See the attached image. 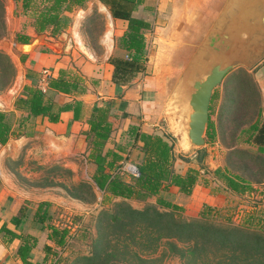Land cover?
<instances>
[{
    "label": "trees",
    "instance_id": "1",
    "mask_svg": "<svg viewBox=\"0 0 264 264\" xmlns=\"http://www.w3.org/2000/svg\"><path fill=\"white\" fill-rule=\"evenodd\" d=\"M20 1L24 12L28 13L29 26L35 35L48 33L57 36L70 26L69 14L83 8L89 0ZM99 1L108 8L114 18L128 22L126 33L117 39V47L127 52L128 58L110 60L113 66L112 81L118 86L127 85L143 70L146 53L145 35L151 33L153 27L150 22L133 16L143 0ZM4 10V0H0V36L5 30ZM30 39L25 34H17L15 42L28 44ZM242 74L247 77V83L248 80L250 83L249 75L244 71ZM14 77L15 69L11 61L7 55L0 52V92L10 85ZM82 86L80 78L65 70H61L57 78L48 80L49 89L67 95L84 93L85 88ZM237 91L244 103L250 102L256 108L254 101L251 100L256 95L253 89L244 88L242 84ZM52 105L53 101L34 87H24L14 103L15 110L26 114V120L34 121L35 118L41 117L50 123H57L60 120V113L70 109L75 120L79 117L81 109L79 102H75L72 107L64 105L58 111H54ZM212 106L213 96L209 117ZM123 117H127V114H122L121 118ZM119 119L118 114L113 113L108 104L95 106L87 122L88 129L80 132L84 138L85 158L89 164L95 165L92 177L95 187L109 197L121 201L116 203L112 210L100 213L97 223L98 236L92 241L100 252L95 256L78 258L77 261H81L79 264H162L163 259L171 256H179L188 261L196 256V252L205 249L202 247L215 244L224 249L237 246L226 251L230 254L216 258V264H243L245 259H248L246 264H264L262 234H255L239 227L215 225L208 220H185L180 213L181 207L163 199L157 200L156 204H148L141 210L129 206L126 200L144 202L171 186L176 187L179 193L189 196L196 185L199 170L203 169L205 173H210L206 163L209 153L206 148L198 150L194 159L199 168L179 174L173 168L176 155L168 134L160 130L145 133L136 126H130L125 138L128 143L121 144L112 139L118 128ZM27 124L17 125L12 114L0 112V146H4L10 139H18L24 135L32 136L34 125L29 122ZM244 132L249 134L246 141L254 142L258 150L264 153V120L261 118V110H258L257 118L249 128L241 130L240 134ZM214 142L215 131L209 119L205 144ZM108 144L113 148H108ZM134 150L138 152L137 162L134 164L138 172L137 177L130 175L126 170V173L120 170L126 157L130 158ZM214 175L223 183L220 185L225 192L242 196L246 192L256 191L250 181L240 176L230 175L226 171L221 172L220 169L215 170ZM66 190L69 196L79 200L89 199L92 202L95 199L90 184L82 183ZM49 206L48 202L39 203L34 214L35 221L41 225L39 229L48 232L47 242L43 246L45 256L42 261H32V252L37 243L35 237L17 234L8 228L7 224L0 228L3 244L18 242L14 256L21 264H49L50 255L59 256L58 251L65 250L70 245V240L77 237L71 232V226L64 224V228H60L51 222ZM29 212L26 206L19 208L11 223L19 227ZM178 243L182 246H178ZM216 248L219 251V248ZM59 261L60 258L51 264H57Z\"/></svg>",
    "mask_w": 264,
    "mask_h": 264
},
{
    "label": "rangeland",
    "instance_id": "2",
    "mask_svg": "<svg viewBox=\"0 0 264 264\" xmlns=\"http://www.w3.org/2000/svg\"><path fill=\"white\" fill-rule=\"evenodd\" d=\"M4 9L5 30L0 36V52L7 55L9 49L12 50L16 35L25 33L30 18L27 16L28 13L24 12L20 0H4ZM69 21L71 24L72 15L69 16ZM96 37L97 35L94 36L95 40ZM254 50L259 53V56L255 59L251 58L252 66H235L214 90L210 115L215 131L214 143L188 151L180 147L179 142L168 134L176 155L173 164L175 172L185 174L189 169H198L199 165L194 155L198 150L206 148L209 153L206 163L210 173H205L203 169L199 170L196 185L189 196L179 193L176 187L171 186L144 202L126 200L129 206L141 210L146 205L156 204L157 200L163 199L181 207L180 213L185 220H208L215 225L244 228L249 232L264 235V153L258 150L254 142L246 141L249 138L248 133L240 134L241 130H247L254 122L258 110H261V118L264 120V42L254 46ZM12 51H15L14 47ZM7 56L11 61L9 55ZM243 71L249 75L250 83L249 80L247 83V77L242 74ZM14 79L15 77L10 85L0 92V95L7 93ZM242 84L244 88L255 91L256 95L251 100L254 101L256 108L250 102L244 103L240 99L237 90ZM189 92L190 90L186 88L183 94L174 100L181 105L186 104ZM185 96L186 98L183 99ZM163 128L167 132L164 126ZM52 140L47 139L49 149L44 147L41 140L33 142L38 150L34 154L39 161L25 158L27 151L32 148L27 143L12 149L0 147V191L4 179L13 186L12 188L15 186L20 190L18 195L11 193L8 196L10 201H15L14 197H16V202L19 204L16 210L4 212L0 209V228L7 224L8 228L17 234L35 237L37 243L32 252V261H42L45 256L43 246L47 242L48 232L39 229L41 225L35 221L34 214L39 203L48 202L51 222L60 228H64V224L71 226V232L77 236L76 239L73 237L70 240L71 243L65 250L58 251L59 256L50 255L48 263H54L60 258L57 264H79L81 261H77L78 258L95 256L100 252V249L92 242L98 236L97 223L100 213L112 210L121 199L109 197L95 187L92 180L95 165L89 164L86 160L84 143L64 145ZM120 142L128 143L127 140ZM12 155L15 159L10 157ZM137 157L138 152L134 150L130 158L126 157L122 163L121 172L126 173L125 170L129 166H135ZM218 169L250 181L256 191L246 192L242 196L223 191L220 185L223 183L214 175V171ZM82 183L92 186L95 196L92 202L89 199L79 200L68 195L66 188ZM12 188L10 190L15 192ZM23 206L30 210L29 215L19 227H15L11 219ZM0 242L3 244L1 234ZM5 246L15 250L13 243ZM178 246L182 245L178 243ZM215 246L216 244L202 247L205 249L196 252V256L191 260L185 261L179 256H171L163 259L162 264H216V258L230 254L226 251L237 248V246H229L224 249L216 246L219 248L218 251ZM247 260L245 259L243 264H246Z\"/></svg>",
    "mask_w": 264,
    "mask_h": 264
},
{
    "label": "crops",
    "instance_id": "3",
    "mask_svg": "<svg viewBox=\"0 0 264 264\" xmlns=\"http://www.w3.org/2000/svg\"><path fill=\"white\" fill-rule=\"evenodd\" d=\"M228 1L143 0L133 13L134 17L150 22L153 27L151 33L145 35L143 70L127 85L120 86L112 81L113 66L110 60L128 58V53L117 47V39L126 33L128 22L114 18L99 0H89L83 8L76 9L71 14L70 26L60 35H35L32 28L26 25L23 34L31 38L29 43L14 42L11 48L13 50L14 47L15 51L9 49L11 55L6 53L11 58L16 75L7 93L0 95V112L12 114L17 125L31 123L34 134L10 139L2 148L12 149L27 143L32 148L25 158L39 161L34 154L38 151L33 143L35 141L41 140L48 149L47 139L64 145L83 144L84 138L80 132L88 129L87 122L93 108L106 104L120 118L112 136L115 142L125 140L130 126H136L145 133L160 130L173 136L172 129L178 128L174 117L176 107L186 108L185 103L181 105L174 100L184 92L178 95L177 84L212 19ZM61 70L80 78L85 92L67 95L49 89V78H57ZM24 87H34L44 92L46 98L53 101L54 111L79 102L81 109L78 119L75 120L70 109L60 113L57 123H50L41 117L34 121L26 120V114L14 107ZM122 114H127V117L121 118ZM169 116H172L170 122ZM107 147L113 148L111 144ZM10 157L15 159L14 155ZM1 186L0 209L4 212L16 210L19 205L16 197L15 201H10L8 196L11 193L18 195L19 188H12L5 179ZM13 244L16 250L18 242ZM15 250L0 242V264H21L15 259Z\"/></svg>",
    "mask_w": 264,
    "mask_h": 264
},
{
    "label": "water",
    "instance_id": "4",
    "mask_svg": "<svg viewBox=\"0 0 264 264\" xmlns=\"http://www.w3.org/2000/svg\"><path fill=\"white\" fill-rule=\"evenodd\" d=\"M260 42L264 0H229L212 19L177 84V93L190 90L186 108L177 106L174 115L178 128L172 135L180 147L194 151L205 145L214 90L235 66H252L251 58L259 56L254 46Z\"/></svg>",
    "mask_w": 264,
    "mask_h": 264
},
{
    "label": "built area",
    "instance_id": "5",
    "mask_svg": "<svg viewBox=\"0 0 264 264\" xmlns=\"http://www.w3.org/2000/svg\"><path fill=\"white\" fill-rule=\"evenodd\" d=\"M45 75L48 76V72L45 71ZM44 82H45V80H44ZM126 171H127L130 175H132V176H135V177L138 176L137 169H136V167H134V166H129L128 169H127Z\"/></svg>",
    "mask_w": 264,
    "mask_h": 264
}]
</instances>
